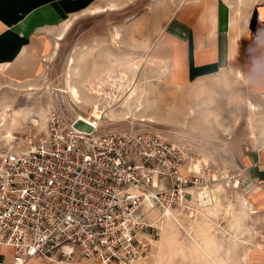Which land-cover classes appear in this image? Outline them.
I'll list each match as a JSON object with an SVG mask.
<instances>
[{
	"label": "rangeland",
	"instance_id": "obj_1",
	"mask_svg": "<svg viewBox=\"0 0 264 264\" xmlns=\"http://www.w3.org/2000/svg\"><path fill=\"white\" fill-rule=\"evenodd\" d=\"M157 1L122 0L112 4L115 11H105L111 4L97 2L96 7L104 9L101 13L84 11L57 26L48 35L53 48L41 60L40 77L14 87L0 84V144L8 139L7 133L44 135L51 113L66 123L77 118L92 124L99 119L105 130H158L190 151L197 185H190L183 208L170 215L149 212L157 237L137 264H264V205L254 203V179L234 158L244 144L264 141V96L249 98L240 80L234 79L240 78L236 71L234 78L220 71L186 87L159 80L144 60L166 19L143 16L144 8ZM252 2L236 0L230 9L234 63ZM66 23L70 27L57 40ZM115 31L120 39L113 42ZM68 84L77 87L80 103L67 94ZM28 85L37 91H26ZM133 88L137 96L126 103ZM139 96L143 110L135 119L130 112ZM14 112L27 119L12 124ZM204 188L212 201L208 205L197 198Z\"/></svg>",
	"mask_w": 264,
	"mask_h": 264
},
{
	"label": "built area",
	"instance_id": "obj_2",
	"mask_svg": "<svg viewBox=\"0 0 264 264\" xmlns=\"http://www.w3.org/2000/svg\"><path fill=\"white\" fill-rule=\"evenodd\" d=\"M76 120L51 113L44 135L0 144V246L13 250L12 264H137L157 237L149 212L183 208L197 185L190 151L158 130L96 120L84 132Z\"/></svg>",
	"mask_w": 264,
	"mask_h": 264
},
{
	"label": "crops",
	"instance_id": "obj_3",
	"mask_svg": "<svg viewBox=\"0 0 264 264\" xmlns=\"http://www.w3.org/2000/svg\"><path fill=\"white\" fill-rule=\"evenodd\" d=\"M122 0H0V84L19 86L36 80L41 60L52 53L49 34L67 18L89 11L97 2ZM236 0H158L144 15L166 18L146 48L147 67L168 85L186 87L227 71L240 78L249 98L264 96V0H253L237 42L229 37L230 9ZM242 1V0H241ZM45 60V59H44ZM43 60V61H44ZM234 154V153H233ZM256 186V205H264V141L244 144L234 154ZM250 178V177H249ZM13 250L0 246V264H12ZM26 264H93L74 258L62 263L31 259Z\"/></svg>",
	"mask_w": 264,
	"mask_h": 264
},
{
	"label": "bare ground",
	"instance_id": "obj_4",
	"mask_svg": "<svg viewBox=\"0 0 264 264\" xmlns=\"http://www.w3.org/2000/svg\"><path fill=\"white\" fill-rule=\"evenodd\" d=\"M117 8H116V6L115 5H109L106 9H105V11H115ZM102 11H104V9L103 8H99V7H94V8H92V9H90L87 13L89 14V15H96V14H99V13H101ZM70 27V25H69V23H66V24H64V27H63V30H62V33L59 35V37H58V39L57 40H61L62 39V34H63V32L65 31V30H67L68 28ZM61 36V37H60ZM120 39V34H119V32L118 31H115V33L111 36V40L113 41V42H115V41H118ZM74 63V61H73V59H72V64ZM132 68H134V69H137V66L135 65V64H133L132 65ZM238 73V76L240 77V72L238 71L237 72ZM70 77V76H69ZM68 81V80H67ZM73 84H68V86H67V94L72 98V99H74L77 103H80V100H79V98H80V96H79V91H78V89H77V87L76 86H72ZM35 87V86H34ZM33 87V85H28L27 87H26V91H29V92H33V91H37V89L36 88H34ZM137 96V94H136V89H132L131 91H129V94H128V96L126 97V99H125V101H126V103H128L133 97H136ZM95 104V103H94ZM94 104H93V106H94ZM252 105H251V103H249V108H252L251 107ZM252 109H254V108H252ZM142 110H143V106H142V97H137L136 98V104H135V106H134V108L132 109V111L130 112L131 113V115H132V117H136V114H141V112H142ZM42 117V116H41ZM97 117H98V115H97ZM19 118H22L23 120L24 119H27L26 118V115H23V114H21V113H18V112H14L13 113V117H12V124H17V122H18V119ZM136 119V118H135ZM21 120V119H20ZM19 120V121H20ZM96 120H99V119H96ZM139 120H141V121H149V122H153L150 118H139ZM100 122L102 121V120H99ZM31 122H34V123H36V124H38L39 122L37 121V120H32ZM76 122V121H75ZM102 123V122H101ZM41 124H42V120H41ZM76 124L78 125V128L79 129H87V127L88 126H90L89 124H87V122H85V120H81V119H77V122H76ZM91 127V126H90ZM6 138H10V137H12L11 136V134L10 133H7V135L5 136ZM197 168V167H196ZM201 198L200 199V203L202 204V205H208L209 203H210V196H209V194H208V192H207V190L204 188V189H202L201 190V192L199 193V195L197 194V198ZM212 202V201H211Z\"/></svg>",
	"mask_w": 264,
	"mask_h": 264
},
{
	"label": "water",
	"instance_id": "obj_5",
	"mask_svg": "<svg viewBox=\"0 0 264 264\" xmlns=\"http://www.w3.org/2000/svg\"><path fill=\"white\" fill-rule=\"evenodd\" d=\"M76 122H77V120H76ZM76 122L74 123V128L75 129H77L79 131H84V132H91L92 131V128L90 126H88L86 130L85 129H79L78 125L76 124Z\"/></svg>",
	"mask_w": 264,
	"mask_h": 264
}]
</instances>
